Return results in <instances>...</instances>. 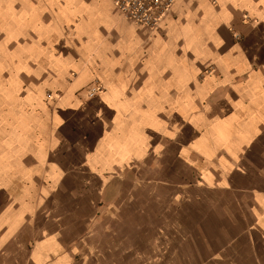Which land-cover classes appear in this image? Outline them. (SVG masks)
I'll list each match as a JSON object with an SVG mask.
<instances>
[{"label": "crops", "instance_id": "0c3cea01", "mask_svg": "<svg viewBox=\"0 0 264 264\" xmlns=\"http://www.w3.org/2000/svg\"><path fill=\"white\" fill-rule=\"evenodd\" d=\"M0 264H264V0H0Z\"/></svg>", "mask_w": 264, "mask_h": 264}, {"label": "built area", "instance_id": "2783aa9c", "mask_svg": "<svg viewBox=\"0 0 264 264\" xmlns=\"http://www.w3.org/2000/svg\"><path fill=\"white\" fill-rule=\"evenodd\" d=\"M113 2L124 18L150 31H157L171 13L175 0H113ZM102 89V86L94 81L87 88V94L94 96Z\"/></svg>", "mask_w": 264, "mask_h": 264}]
</instances>
